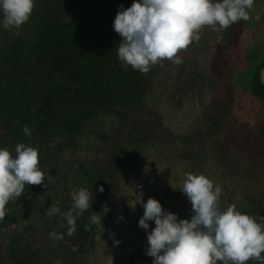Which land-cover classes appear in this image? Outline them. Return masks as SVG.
Segmentation results:
<instances>
[{
    "label": "trees",
    "instance_id": "obj_1",
    "mask_svg": "<svg viewBox=\"0 0 264 264\" xmlns=\"http://www.w3.org/2000/svg\"><path fill=\"white\" fill-rule=\"evenodd\" d=\"M132 3L35 0L34 11L21 29L9 30L0 24V147L13 153L17 143L37 147L39 166L50 177L45 184L26 186L21 197L6 205L0 231L18 221L24 225L0 241V264H39L43 252L34 245L35 239L54 226L63 234L61 240L69 244L61 264H101L100 257H95L99 225L90 224L87 230L85 225L93 214L102 217L113 187L140 189L144 202L152 197L155 184L145 177L148 168L154 175H163L156 185H162L170 203L166 204L157 190L153 198L173 209V191L167 194L173 183V158H188L191 169L194 163L185 156L186 143L166 137L161 122L143 110L153 94L157 66L142 74L123 66L118 58L121 37L114 31L113 21L121 5L127 8ZM171 78L167 74L165 82L173 84ZM178 82L181 84V79ZM101 113L116 118L113 143L102 144L96 158L65 164L62 155L76 148L77 138ZM25 125L31 129L30 137L22 131ZM65 180L77 189L93 192L92 208L77 218L71 236L60 214H46L56 201L61 212L70 209L72 199ZM100 186L103 192H99ZM142 207L135 205V219L128 232L116 230L109 239L110 243L119 241L118 264L153 262L146 255L147 233L137 223ZM183 213L179 219L185 218Z\"/></svg>",
    "mask_w": 264,
    "mask_h": 264
},
{
    "label": "clouds",
    "instance_id": "obj_2",
    "mask_svg": "<svg viewBox=\"0 0 264 264\" xmlns=\"http://www.w3.org/2000/svg\"><path fill=\"white\" fill-rule=\"evenodd\" d=\"M253 7L254 0H133L127 8L120 6L113 21V29L121 37L118 58L123 66L142 74L165 60L180 65L179 53L201 39L204 26L227 30L249 20ZM34 8L35 0H0V24L19 30ZM22 131L31 136L27 125ZM39 163V149L30 144L17 143L14 153L0 147V221L7 215L6 205L21 197L26 186L44 183ZM180 190L191 202L190 219H179L153 197L146 202L140 198L144 211L139 226L147 230L149 221L155 224L147 232L146 255L153 258L152 264H247L250 260L264 264V216L242 212L234 203L222 208V187L202 172H186ZM103 191L100 186L99 192ZM71 199L68 211L61 212L56 201L46 213L60 214L69 236L76 231L77 218L92 208L93 192L81 187ZM101 218L91 215L85 229L90 224L102 226ZM49 236L63 239L55 231Z\"/></svg>",
    "mask_w": 264,
    "mask_h": 264
},
{
    "label": "rangeland",
    "instance_id": "obj_3",
    "mask_svg": "<svg viewBox=\"0 0 264 264\" xmlns=\"http://www.w3.org/2000/svg\"><path fill=\"white\" fill-rule=\"evenodd\" d=\"M226 32L213 31L210 26H204L200 31L201 39L179 53L183 60L180 65L167 60L156 65L153 94L143 109L161 122L162 133L166 137L186 143L188 150L185 156L191 158L194 166L191 169L188 158H173V183L167 191L168 195L173 191V209L161 204L164 210H173L179 216L184 212L187 219L192 215L191 202L180 190L186 172H202L219 184L223 189L220 197L222 208L234 203L242 212L264 216V125L245 139L229 132L232 127L228 120L233 100L232 84L217 67ZM167 74L172 77L173 84L165 82ZM116 123L114 116L97 115L77 138L76 148L63 154L62 160L69 165L74 159L98 157L101 146L113 143ZM149 169H146L145 177L155 184L152 197L157 190L162 200L170 203L161 191L162 185H156L163 175L157 172L154 175L153 170ZM48 180L50 177L45 174L43 184ZM63 182L70 197L79 190L69 180ZM140 198V189L135 187L124 185L112 188L102 213V226L99 225L96 234L95 257H100L101 264H118V254L122 251L114 239L111 243L109 239L114 237L116 230L129 231L135 219V205L138 208L142 205ZM143 211L142 207L140 218ZM23 225L18 221L15 225L2 228L0 241H6L12 232L20 230ZM154 227V221H151L149 228L152 230ZM52 231L59 233L57 226ZM144 231L147 233L149 230ZM49 233L39 234L34 242L43 252L39 264H61L63 255L69 251V244L51 238ZM249 264L257 263L250 260Z\"/></svg>",
    "mask_w": 264,
    "mask_h": 264
},
{
    "label": "flooded vegetation",
    "instance_id": "obj_4",
    "mask_svg": "<svg viewBox=\"0 0 264 264\" xmlns=\"http://www.w3.org/2000/svg\"><path fill=\"white\" fill-rule=\"evenodd\" d=\"M250 17L227 29L217 60L232 84L229 132L243 139L264 125V0H254Z\"/></svg>",
    "mask_w": 264,
    "mask_h": 264
},
{
    "label": "water",
    "instance_id": "obj_5",
    "mask_svg": "<svg viewBox=\"0 0 264 264\" xmlns=\"http://www.w3.org/2000/svg\"><path fill=\"white\" fill-rule=\"evenodd\" d=\"M232 99H233V97H232ZM232 99H231V100H232Z\"/></svg>",
    "mask_w": 264,
    "mask_h": 264
}]
</instances>
